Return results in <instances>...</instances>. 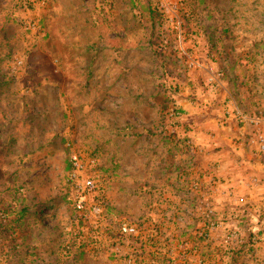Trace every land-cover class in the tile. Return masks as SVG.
Here are the masks:
<instances>
[{"label": "rangeland", "instance_id": "1", "mask_svg": "<svg viewBox=\"0 0 264 264\" xmlns=\"http://www.w3.org/2000/svg\"><path fill=\"white\" fill-rule=\"evenodd\" d=\"M256 109L264 0H0V264H264Z\"/></svg>", "mask_w": 264, "mask_h": 264}, {"label": "crops", "instance_id": "2", "mask_svg": "<svg viewBox=\"0 0 264 264\" xmlns=\"http://www.w3.org/2000/svg\"><path fill=\"white\" fill-rule=\"evenodd\" d=\"M225 111L230 117L232 116L231 112L229 113V110ZM255 116L256 120H254L255 122L253 125L247 124L246 120H242L239 123L241 127L245 126L244 129L248 135H250V128L252 126L253 131L256 129V133L258 132V134H264V119L261 118V116H264V114H261V112L256 109L254 111L253 117ZM243 132H241V134H244ZM203 147L212 151H214L213 148H216L218 151L220 150L222 152L221 155H211V159L208 160L209 164L215 165V167H221L223 169L222 173H217L218 179L226 180L227 183L235 180L237 182L245 180L246 182L251 183L252 180H256L258 182L257 184H255L257 186L253 187V189L256 190L253 195L258 194V199H261L264 196V155H260L261 152L257 151V142H252L251 140L244 139L238 140L236 142L226 140L221 142L218 141L217 143L212 141L210 143H205ZM212 151H210V153ZM238 164L240 166H238ZM38 250L39 249L37 244L34 243L33 248L29 252L31 260L30 264H44L40 262V260H42L44 256Z\"/></svg>", "mask_w": 264, "mask_h": 264}, {"label": "built area", "instance_id": "3", "mask_svg": "<svg viewBox=\"0 0 264 264\" xmlns=\"http://www.w3.org/2000/svg\"><path fill=\"white\" fill-rule=\"evenodd\" d=\"M86 186L89 187V188H92V186H93V185H92V182H91V181H88L87 184H86ZM129 231H130V232H133L134 229H130Z\"/></svg>", "mask_w": 264, "mask_h": 264}, {"label": "trees", "instance_id": "4", "mask_svg": "<svg viewBox=\"0 0 264 264\" xmlns=\"http://www.w3.org/2000/svg\"><path fill=\"white\" fill-rule=\"evenodd\" d=\"M21 212H23V211H21Z\"/></svg>", "mask_w": 264, "mask_h": 264}]
</instances>
